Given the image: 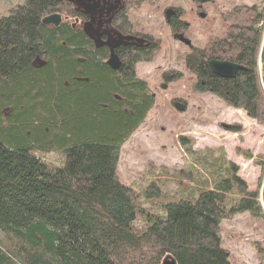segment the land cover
Instances as JSON below:
<instances>
[{"label": "trees", "instance_id": "trees-1", "mask_svg": "<svg viewBox=\"0 0 264 264\" xmlns=\"http://www.w3.org/2000/svg\"><path fill=\"white\" fill-rule=\"evenodd\" d=\"M146 2L125 0L126 10ZM70 8L25 0L0 17V264H232L220 222L261 216L258 188L248 190L231 164L212 165L203 182L193 169L172 175L179 188L171 196L162 187L166 171L139 193L121 183L120 148L155 99L134 65L149 63L158 42L120 48L113 70L107 51L72 29ZM54 13L58 27L41 23ZM206 46L190 45L182 58L193 92L263 124L264 3L225 13ZM211 60L243 69L220 78ZM50 153L59 165L45 161Z\"/></svg>", "mask_w": 264, "mask_h": 264}, {"label": "rangeland", "instance_id": "rangeland-1", "mask_svg": "<svg viewBox=\"0 0 264 264\" xmlns=\"http://www.w3.org/2000/svg\"><path fill=\"white\" fill-rule=\"evenodd\" d=\"M24 1L0 0V17ZM146 1L130 7L127 16L135 32L158 42L152 60L135 67L136 78L146 82L155 99L144 121L120 148V181L139 193L166 171L162 187L171 196L179 188L172 175L193 169L196 181L203 182L212 165L231 164L248 190L258 188L262 215L244 213L222 220L221 247L232 264H264V123L257 124L211 94L193 92L194 79L182 59L188 46L201 47L206 38L218 35L225 13L237 6L260 7L264 0H215L203 5L198 0ZM169 9L181 11L177 32L165 21ZM45 161L56 166L61 157L50 153ZM141 202L143 209L153 211L149 201Z\"/></svg>", "mask_w": 264, "mask_h": 264}, {"label": "flooded vegetation", "instance_id": "flooded-vegetation-1", "mask_svg": "<svg viewBox=\"0 0 264 264\" xmlns=\"http://www.w3.org/2000/svg\"><path fill=\"white\" fill-rule=\"evenodd\" d=\"M65 1L68 2L69 6L71 7L69 15L71 16L70 20L72 29L78 28L82 30L86 37L89 38L93 43L96 49L102 48L104 49V51H107V59L105 60L106 64L110 59V51H112L113 54L117 57L120 65V57L117 54V52L120 51V48L139 49L150 47V49H154L152 48L155 44L154 40L149 38V41L145 38V36H141L140 34L135 32L134 26L128 20V9L126 10L125 0ZM213 1L205 2L204 0H198V3L203 5L209 4ZM175 12L176 10H167L165 13V21L167 23V26H169L168 21L172 19L173 21H175V24H177L178 28L179 16H175ZM207 43L208 38L205 39L200 48H208L206 46ZM216 61L227 62L223 60ZM137 64L139 63H136L134 65V74Z\"/></svg>", "mask_w": 264, "mask_h": 264}, {"label": "water", "instance_id": "water-1", "mask_svg": "<svg viewBox=\"0 0 264 264\" xmlns=\"http://www.w3.org/2000/svg\"><path fill=\"white\" fill-rule=\"evenodd\" d=\"M58 2L63 1V0H57ZM70 1V0H67ZM205 2H210L213 0H204ZM61 22V16L57 13L45 16L42 20L41 23L45 26H54V27H58V25ZM107 66H109L111 69L113 70H117V68L119 67V62L117 57L113 54L112 51H110V59L107 61ZM210 69L212 71L213 74H215L216 76L220 77V78H224V79H232L234 78L236 72L238 70H242L243 67L233 64V63H229V62H220V61H210L209 63ZM177 110L181 111L182 107L178 106L176 108ZM162 264H175L173 260L167 259L164 260Z\"/></svg>", "mask_w": 264, "mask_h": 264}]
</instances>
